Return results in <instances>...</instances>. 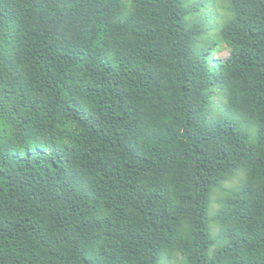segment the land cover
I'll list each match as a JSON object with an SVG mask.
<instances>
[{
  "label": "trees",
  "instance_id": "1",
  "mask_svg": "<svg viewBox=\"0 0 264 264\" xmlns=\"http://www.w3.org/2000/svg\"><path fill=\"white\" fill-rule=\"evenodd\" d=\"M227 2L211 67L185 0H0V264H264V0Z\"/></svg>",
  "mask_w": 264,
  "mask_h": 264
},
{
  "label": "rangeland",
  "instance_id": "2",
  "mask_svg": "<svg viewBox=\"0 0 264 264\" xmlns=\"http://www.w3.org/2000/svg\"><path fill=\"white\" fill-rule=\"evenodd\" d=\"M187 7L195 9L187 18L190 25L197 24L202 29V34L197 37L196 50H208V61L210 66H216L217 63L223 62L230 56V48L221 39V28L225 21L233 17L228 9L227 0H185ZM205 48V49H204ZM223 91L219 86L214 89L215 107L221 112L224 106ZM244 173L241 171L231 180L224 183L221 189L214 191L212 195L210 218H214L221 206V200L228 195L233 189L241 184ZM212 236L217 237L219 226L212 220ZM161 264H184L181 255L176 254L171 257H165Z\"/></svg>",
  "mask_w": 264,
  "mask_h": 264
}]
</instances>
